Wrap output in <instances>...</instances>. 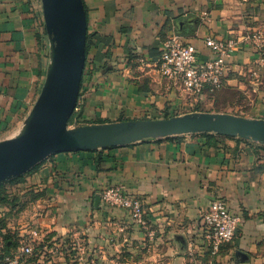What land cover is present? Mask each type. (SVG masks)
<instances>
[{
    "label": "crops",
    "instance_id": "crops-1",
    "mask_svg": "<svg viewBox=\"0 0 264 264\" xmlns=\"http://www.w3.org/2000/svg\"><path fill=\"white\" fill-rule=\"evenodd\" d=\"M83 2L89 49L70 129L170 118L194 104L204 113L233 106L227 114L264 119V66L253 41L264 32V0ZM173 34L202 59L213 57L207 36L235 42L219 91L194 98L161 74L162 45ZM50 64L42 0H0V142L20 135ZM216 135L53 154L5 187L10 205L0 203V239L9 238L11 252L33 244L23 264H264V148ZM110 185L143 201L153 238L125 210L103 203ZM215 197L243 221L213 255L201 224Z\"/></svg>",
    "mask_w": 264,
    "mask_h": 264
},
{
    "label": "water",
    "instance_id": "water-1",
    "mask_svg": "<svg viewBox=\"0 0 264 264\" xmlns=\"http://www.w3.org/2000/svg\"><path fill=\"white\" fill-rule=\"evenodd\" d=\"M42 4L51 64L20 135L0 142V185L23 176L56 153L94 151L147 139L211 133L264 145V119L227 113H193L70 129L87 58V11L83 0H42Z\"/></svg>",
    "mask_w": 264,
    "mask_h": 264
},
{
    "label": "built area",
    "instance_id": "built-area-1",
    "mask_svg": "<svg viewBox=\"0 0 264 264\" xmlns=\"http://www.w3.org/2000/svg\"><path fill=\"white\" fill-rule=\"evenodd\" d=\"M253 41L258 51L257 61L264 66V32L256 31ZM204 42L213 53V57L209 59L200 58L194 44L178 34H173L164 41L161 57L157 62L164 77L194 98H199L204 91L216 93L222 88L228 60L235 50L233 40L223 41L214 36H207ZM101 199L110 208L125 210L132 222L153 238L154 232L150 230L146 219V208L139 197L131 195L122 185H110L102 191ZM242 221V216L230 209L225 198L215 197L211 201L209 210L203 216L201 227L206 244L213 255L218 254L223 245L235 239ZM33 253L34 247L31 243L21 242L17 250L6 254L4 243L0 241V264H23L24 258Z\"/></svg>",
    "mask_w": 264,
    "mask_h": 264
},
{
    "label": "trees",
    "instance_id": "trees-1",
    "mask_svg": "<svg viewBox=\"0 0 264 264\" xmlns=\"http://www.w3.org/2000/svg\"><path fill=\"white\" fill-rule=\"evenodd\" d=\"M88 49H89V37L87 36V45H86V54L88 53ZM165 118H169V116H165ZM71 122V120H70ZM218 138H226V137H223V136H220V135H216ZM262 148H264L263 145H260ZM22 179V177L20 178H15V179H12L10 181H8L7 183H4L2 185H0V203L3 204V205H10V199H9V196L6 192V189L5 187L9 184H12V183H15V182H18ZM9 242V238H7V236H4V251L6 254L10 253L11 250H12V243H8ZM34 251H35V248H34ZM35 253V252H34ZM33 253V254H34Z\"/></svg>",
    "mask_w": 264,
    "mask_h": 264
},
{
    "label": "rangeland",
    "instance_id": "rangeland-1",
    "mask_svg": "<svg viewBox=\"0 0 264 264\" xmlns=\"http://www.w3.org/2000/svg\"><path fill=\"white\" fill-rule=\"evenodd\" d=\"M209 108V110H214V111H220V110H222V111H226V113H229V112H232V113H236L235 112V109H234V107L233 106H227V108H224L223 106H214V107H212V106H210V107H208ZM201 110H202V107L200 108V104H194V106H183V107H181L178 111H177V116H184V115H186V114H193V113H204V112H201ZM208 113V112H207ZM240 115V114H239ZM173 117H175V116H173ZM171 118V117H170ZM76 127H72L71 129H75ZM257 143V142H256ZM260 144V143H259ZM261 145H263V144H261ZM264 146V145H263ZM0 241H2L3 242V240L2 239H0ZM33 245V244H32ZM31 256H33V255H31ZM30 256V257H31ZM29 257V258H30ZM28 258V259H29Z\"/></svg>",
    "mask_w": 264,
    "mask_h": 264
}]
</instances>
